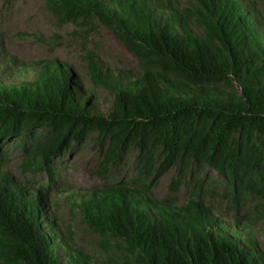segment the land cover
Segmentation results:
<instances>
[{
    "label": "trees",
    "instance_id": "1",
    "mask_svg": "<svg viewBox=\"0 0 264 264\" xmlns=\"http://www.w3.org/2000/svg\"><path fill=\"white\" fill-rule=\"evenodd\" d=\"M48 1L62 23L96 27V18L111 28L142 72H111L87 53L95 85L115 95L104 111L70 65L24 64L6 54L0 34V141L49 128L32 145L25 170H45L54 181L53 158L99 131L104 172L135 145L151 175L155 150L162 148L159 172L180 164L176 183L193 163L207 164L232 183L233 209L246 192L264 200L258 145L264 137V17L254 1L193 0L186 8L177 0ZM141 186L80 192L70 201L91 226L124 241L144 264H264L253 226L237 215L219 216L201 188L178 205ZM41 191L0 172V258L7 264H92L63 234Z\"/></svg>",
    "mask_w": 264,
    "mask_h": 264
},
{
    "label": "rangeland",
    "instance_id": "2",
    "mask_svg": "<svg viewBox=\"0 0 264 264\" xmlns=\"http://www.w3.org/2000/svg\"><path fill=\"white\" fill-rule=\"evenodd\" d=\"M182 8L193 0H177ZM264 17V0H252ZM91 24L62 23L60 15L48 0H0V34L3 35L6 54L24 64L57 60L70 65L85 90L96 93L99 107L109 111L114 105V93L95 85L87 65L88 52H94L105 69L111 72L130 71L141 74L137 57L121 42L117 34L98 19ZM194 30L202 34L203 28ZM49 133L47 126L9 136L0 141V172L10 173L17 182L30 190H42L55 212L56 222L64 235L72 237V244L88 256L92 264H144L124 241L111 234L104 235L91 226L80 208H73L70 196L80 192H95L115 185H138L156 199L184 205L195 190H204L202 196L214 211L233 220L236 215L253 226L261 250L264 251V200L246 192L238 209H233V185L207 164L193 163L179 180L181 165L160 173L162 148L156 151L154 171L148 175L140 163V150L133 145L120 154V160L106 172L100 162L105 153L99 131L90 132L83 141L72 145L53 158L56 175L51 181L45 170H25V160L34 142ZM35 139V140H34ZM264 173V137L258 139ZM41 159H37V164ZM255 177L258 173L255 172ZM0 264L5 263L0 258Z\"/></svg>",
    "mask_w": 264,
    "mask_h": 264
}]
</instances>
